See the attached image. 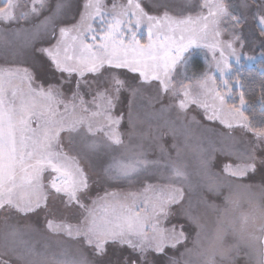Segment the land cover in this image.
Segmentation results:
<instances>
[{
	"label": "snow or ice",
	"instance_id": "6c2138e0",
	"mask_svg": "<svg viewBox=\"0 0 264 264\" xmlns=\"http://www.w3.org/2000/svg\"><path fill=\"white\" fill-rule=\"evenodd\" d=\"M257 55L264 0H0V264H264Z\"/></svg>",
	"mask_w": 264,
	"mask_h": 264
},
{
	"label": "rangeland",
	"instance_id": "374dc122",
	"mask_svg": "<svg viewBox=\"0 0 264 264\" xmlns=\"http://www.w3.org/2000/svg\"><path fill=\"white\" fill-rule=\"evenodd\" d=\"M22 23H24V22H22ZM259 62H261V61H260L259 56L257 55L256 61L244 62V63L247 66H255ZM202 68H203L202 58H197L196 63L192 67V71L199 72V71L202 70ZM203 123L207 124L208 122L204 121ZM212 135H213V133L208 132L206 129H204L202 127L197 128V127L194 126L193 127V131H192V139H190L188 141V143L191 144V145H194L196 143V137H199V136H212ZM166 140L170 142L171 141V137H166ZM181 143H183V137H181ZM189 162L191 164H193V165L195 164L194 155L190 154V161ZM215 202L216 203H222V198L215 199ZM0 223H2V221H0ZM37 239H40L41 244H43L45 242L50 244L52 251H57L58 252L60 250L59 245L57 244V238L56 237H47L46 239L45 238H41V237H37ZM65 243L70 245L72 242L71 241H66ZM238 264H243V261L242 260L239 261Z\"/></svg>",
	"mask_w": 264,
	"mask_h": 264
},
{
	"label": "trees",
	"instance_id": "16d2710c",
	"mask_svg": "<svg viewBox=\"0 0 264 264\" xmlns=\"http://www.w3.org/2000/svg\"><path fill=\"white\" fill-rule=\"evenodd\" d=\"M242 73V83L246 96L255 102L256 97L260 93L261 86L264 85V68L261 67V62L255 66H247L245 64ZM257 118H259L258 113Z\"/></svg>",
	"mask_w": 264,
	"mask_h": 264
}]
</instances>
